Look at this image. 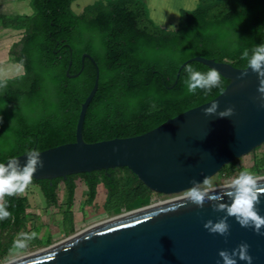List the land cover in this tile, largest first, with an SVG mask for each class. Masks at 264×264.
<instances>
[{
    "label": "trees",
    "instance_id": "16d2710c",
    "mask_svg": "<svg viewBox=\"0 0 264 264\" xmlns=\"http://www.w3.org/2000/svg\"><path fill=\"white\" fill-rule=\"evenodd\" d=\"M74 1L30 0L31 16L2 17L7 20L4 27L25 30L15 54L25 72L0 80V161L31 148L41 152L75 142L81 107L94 87L97 67L99 88L83 128L87 143L145 134L217 98L230 80L221 75L220 85L211 91L188 93L186 66L202 72L211 68L193 61L177 78L180 67L201 56L244 69L242 51L251 52L264 42V0H199L194 10L180 11L176 30L154 21L146 0H102L81 14L73 12ZM84 54L90 57L83 62ZM118 172L125 176L118 177ZM76 178L86 183L89 204L104 183L108 214L151 203V191L128 168L33 179L31 184L55 204L58 185L64 182L71 202ZM5 199L11 216L0 220L2 231L20 228L28 199L19 194Z\"/></svg>",
    "mask_w": 264,
    "mask_h": 264
},
{
    "label": "water",
    "instance_id": "95a60500",
    "mask_svg": "<svg viewBox=\"0 0 264 264\" xmlns=\"http://www.w3.org/2000/svg\"><path fill=\"white\" fill-rule=\"evenodd\" d=\"M86 57L90 55L84 54L83 62ZM193 61L217 69L230 80L217 98L145 134L87 143L83 128L88 107L99 88L97 67L94 87L79 114L76 141L41 151L44 165L38 167L33 179H66L128 168L150 191L180 198L193 180L211 179L225 166L263 145L264 106L257 74L250 68L238 69L228 62L197 56L180 67L177 78ZM213 101L218 102V111L232 107L233 113L228 117L205 115L203 109ZM16 157L21 163L25 160L24 154ZM259 179L258 187L264 188V177ZM226 186L216 191L222 192ZM183 199H169L159 205L150 203L120 213L4 264H222L219 251L231 252L241 243L249 245L252 264H264V235L241 227L233 217L228 218L230 229L226 238L210 233L204 223L209 219L215 222L224 213L214 211L208 201L199 208ZM256 207L264 216V193ZM237 264L246 262L238 259Z\"/></svg>",
    "mask_w": 264,
    "mask_h": 264
},
{
    "label": "rangeland",
    "instance_id": "374dc122",
    "mask_svg": "<svg viewBox=\"0 0 264 264\" xmlns=\"http://www.w3.org/2000/svg\"><path fill=\"white\" fill-rule=\"evenodd\" d=\"M98 1L102 0H75L71 7L74 13L81 14L86 7ZM164 1L151 0L156 16L164 15ZM32 14L33 8L30 0H0V80L23 75L25 72L23 67L18 64L17 66L19 69L22 68V72L20 74L13 73L16 72L13 71V67L16 66L15 54L20 51L19 44L25 36V30H12L4 27L2 23L5 24L7 20L2 19V17L8 15L31 16ZM244 169L251 170L258 178L264 177V144L241 159L225 166L210 180L215 188L219 189L221 186L228 185ZM229 173H233V175L228 177ZM124 176L123 172H118V177ZM19 195L28 199L29 207L23 216V226L20 228L12 227L3 232L6 234L0 238V264L47 248L92 225L118 215L108 214L104 210L107 190L103 182L98 185V196L91 204L88 203L89 189L81 178H76L75 192L71 202L64 182H60L58 185L55 204L47 202L41 188L36 184H30ZM176 197L177 195L166 196L151 191L150 201L151 204L159 205L166 203L165 200L184 198L183 196L175 199ZM33 231L37 232L38 236L31 239L25 248L14 247L15 240L21 239L23 234Z\"/></svg>",
    "mask_w": 264,
    "mask_h": 264
},
{
    "label": "clouds",
    "instance_id": "9594fccd",
    "mask_svg": "<svg viewBox=\"0 0 264 264\" xmlns=\"http://www.w3.org/2000/svg\"><path fill=\"white\" fill-rule=\"evenodd\" d=\"M241 58L246 60L247 69H251L257 74L259 79L258 91L261 93L262 106H264V42L256 44L254 48L244 49ZM187 79L185 80L188 93H195L197 89L205 93L218 87L221 83V74L211 68L206 72L199 71L191 65L186 66ZM246 73V72H245ZM219 104L213 101L208 107L204 108L205 115H217L219 117H228L233 113L232 107H226L218 111ZM25 160L23 163L18 157H9L0 161V220L11 216L8 210V201L6 197H11L23 193L33 180V174L38 167H43L44 161L38 148H31L25 151ZM260 179L251 170H241L239 174L222 190L217 192L213 182L204 177L202 181L191 182L184 193L183 202H191L199 208H202L205 201H208L211 208L217 212H223L224 215L215 222L211 219L204 223V228L210 233L219 234L225 238L229 234L230 225L228 218L233 217L241 227H250L259 235H264V216L260 215L257 205L260 202V195L264 193V188L258 187ZM227 197V201H225ZM38 236V233L23 234V238L14 241V247L18 249L25 248L31 239ZM249 245L241 243L231 252L220 250L218 255L222 258V264H237V260L252 264L253 257L248 252ZM220 264V262H218Z\"/></svg>",
    "mask_w": 264,
    "mask_h": 264
},
{
    "label": "crops",
    "instance_id": "0c3cea01",
    "mask_svg": "<svg viewBox=\"0 0 264 264\" xmlns=\"http://www.w3.org/2000/svg\"><path fill=\"white\" fill-rule=\"evenodd\" d=\"M198 2H199V0H165L164 6H163L164 7L163 9L165 12L164 13L162 12L164 15L163 16H161V15L156 16L155 13L153 12V5L151 4V0H147V4H148L149 10H150L151 18L158 25H160L161 27L166 28L168 30H176L178 28L181 10L192 11L197 7ZM16 43H18V42H16ZM15 65L16 66L13 67V69H14L13 71H16V72H13V73L20 74L22 72V68L19 69L17 66L18 63H16V62H15ZM0 203H3V201L0 200ZM6 231L7 230L1 232L0 238L2 237V235L6 234V233L3 234V232H6Z\"/></svg>",
    "mask_w": 264,
    "mask_h": 264
},
{
    "label": "built area",
    "instance_id": "2783aa9c",
    "mask_svg": "<svg viewBox=\"0 0 264 264\" xmlns=\"http://www.w3.org/2000/svg\"><path fill=\"white\" fill-rule=\"evenodd\" d=\"M1 232H2V229H1V227H0V234H1Z\"/></svg>",
    "mask_w": 264,
    "mask_h": 264
},
{
    "label": "bare ground",
    "instance_id": "6f19581e",
    "mask_svg": "<svg viewBox=\"0 0 264 264\" xmlns=\"http://www.w3.org/2000/svg\"><path fill=\"white\" fill-rule=\"evenodd\" d=\"M158 205V204H157Z\"/></svg>",
    "mask_w": 264,
    "mask_h": 264
}]
</instances>
